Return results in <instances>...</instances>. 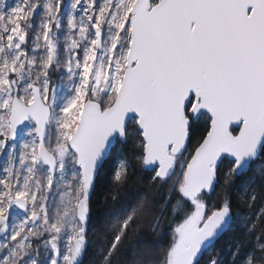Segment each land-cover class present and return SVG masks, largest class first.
<instances>
[{"label": "snow or ice", "instance_id": "6c2138e0", "mask_svg": "<svg viewBox=\"0 0 264 264\" xmlns=\"http://www.w3.org/2000/svg\"><path fill=\"white\" fill-rule=\"evenodd\" d=\"M0 264H264V0H0Z\"/></svg>", "mask_w": 264, "mask_h": 264}, {"label": "rangeland", "instance_id": "374dc122", "mask_svg": "<svg viewBox=\"0 0 264 264\" xmlns=\"http://www.w3.org/2000/svg\"><path fill=\"white\" fill-rule=\"evenodd\" d=\"M10 2H11V0H10Z\"/></svg>", "mask_w": 264, "mask_h": 264}]
</instances>
